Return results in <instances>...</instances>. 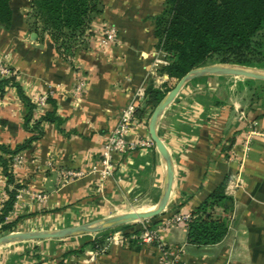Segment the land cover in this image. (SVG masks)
<instances>
[{
	"label": "crops",
	"instance_id": "0c3cea01",
	"mask_svg": "<svg viewBox=\"0 0 264 264\" xmlns=\"http://www.w3.org/2000/svg\"><path fill=\"white\" fill-rule=\"evenodd\" d=\"M28 2L10 1L13 18L8 29L0 28V60L18 72L26 95L48 94L54 104L45 109L59 121L43 122L40 138L19 151L23 163L11 171L23 192L6 218L14 222L12 232L53 230L151 210L164 179L155 146L115 156L114 174L100 189L95 175L88 173L60 184L58 171L87 172L125 105L134 99L137 109L143 107L149 81L160 90L168 86L167 75L160 72L166 57L155 48L151 22L164 0H101L102 12L90 23L82 46L66 60L47 35L39 39L27 29ZM105 25L116 28L117 39L101 47ZM78 81L83 87L76 93ZM256 85L232 76L189 81L158 121L157 133L173 169L163 213L191 214L225 177V192L233 199L231 212L223 215L228 228L219 243L187 244L184 224L160 230L164 246L180 248L178 264H264V135L254 136L248 153L241 155L250 126L264 133V97H251ZM139 90L143 95H136ZM25 111L15 90L0 94L1 145L15 148L30 136L23 125ZM148 118L137 119L131 137L149 138ZM228 144L234 149L230 158L224 148ZM2 178L0 166V190ZM31 193L46 199L33 201ZM107 234L6 243L0 245V264H162L155 244L130 243L127 237L121 244H107ZM96 238L105 250L93 255L91 241Z\"/></svg>",
	"mask_w": 264,
	"mask_h": 264
},
{
	"label": "trees",
	"instance_id": "16d2710c",
	"mask_svg": "<svg viewBox=\"0 0 264 264\" xmlns=\"http://www.w3.org/2000/svg\"><path fill=\"white\" fill-rule=\"evenodd\" d=\"M11 0H0V28L11 26L13 10ZM29 12L25 19L27 29L37 34L39 39L47 35L54 49L66 60L75 55L82 46L92 20L102 12L101 0H29ZM155 48L164 54L167 64L160 72L169 80H178L189 70L211 64H235L264 70V0H164L162 11L151 18ZM208 76L194 78L200 82ZM245 84L257 83L252 99L264 97V81L244 79ZM14 87L16 94L25 107L24 128L30 136L23 144L10 148L0 144V166L6 183L8 197L0 212V235L13 231L14 222L6 220L13 209L20 185L13 178L9 162L13 155L30 147L42 135V123L59 121L54 112L44 113L35 119V104L21 88L15 76L0 79V94L7 87ZM169 90H160L147 83L144 91L143 107L136 110V119L150 116L153 108ZM47 104H54L48 96ZM228 144L224 148L229 149ZM225 177L192 211L191 218L184 223L185 241L195 246L219 243L227 232V222L223 215L229 214L233 199L226 194ZM169 213L149 219L156 223ZM121 230L124 236L133 241L139 234L138 223H128L112 230ZM111 230V231H112ZM105 233V232H104ZM107 233V232H106ZM101 244L100 239L91 241ZM72 252H79L78 250Z\"/></svg>",
	"mask_w": 264,
	"mask_h": 264
},
{
	"label": "built area",
	"instance_id": "2783aa9c",
	"mask_svg": "<svg viewBox=\"0 0 264 264\" xmlns=\"http://www.w3.org/2000/svg\"><path fill=\"white\" fill-rule=\"evenodd\" d=\"M117 39L116 28L112 25H105L98 39V45L101 47H107L113 45ZM162 64H167V60L163 61ZM15 76L19 81L18 72L3 63L0 60V79ZM83 87V81H78L75 87V92L78 93ZM15 90L14 87H7L5 92ZM4 92V93H5ZM3 93V94H4ZM143 95L142 91H138L136 95ZM30 97L35 104V109L33 111V117L37 119L40 117L47 106L46 99L48 97L47 93H36L34 95H27ZM137 110V104L134 99L130 100L125 107L121 110L119 118L115 126L108 133L103 145L101 146L99 156L97 161L90 167V169L85 172L83 170H72V169H60L58 171V181L60 184H65L74 179L84 176L86 173L95 175L96 186L98 189L113 176L115 170V156H121L129 150H134L138 148H150L154 144L150 138L142 137L140 135H133L137 129L138 121L136 119L135 113ZM256 135H264V133L257 131L253 126L249 127V130L246 133L245 139L241 144V155L244 156L248 153L251 147L252 138ZM234 154V149L232 146L228 149L229 158ZM23 163V158L20 153L13 155L9 162V168L11 170L16 169ZM4 177V176H3ZM4 186L0 190V212L4 206L8 194L7 188H12V185L6 183V178H2ZM23 190L18 189L15 202L13 207L18 199H20ZM29 197L33 201L42 203L45 201L46 196L41 193H31ZM191 218L190 214H178L173 213L162 219L155 226L147 224V220L139 221L140 232L138 235L133 236L139 240L141 244H155L156 247L160 250L162 264H178V255L180 252L179 247L164 246L160 241L159 232L163 228L170 227L173 225L184 224ZM125 241V236L121 230H112L108 232L105 242L107 244H121ZM105 247L101 244L94 245L93 255L104 252Z\"/></svg>",
	"mask_w": 264,
	"mask_h": 264
},
{
	"label": "water",
	"instance_id": "95a60500",
	"mask_svg": "<svg viewBox=\"0 0 264 264\" xmlns=\"http://www.w3.org/2000/svg\"><path fill=\"white\" fill-rule=\"evenodd\" d=\"M34 36V34H33ZM202 76H232L254 81H264V70L235 64H211L189 70L185 75L175 81L173 86L164 94L161 100L153 108L147 122L150 140L159 153L163 167L164 179L160 197L156 205L148 211H133L115 215L106 219L95 220L80 225L64 227L53 230L21 231L0 235V245L15 241H33L44 239H64L88 233L106 231L124 224L135 223L157 217L165 211L170 193L173 169L170 155L157 133L158 121L164 109L174 100L183 86L194 78Z\"/></svg>",
	"mask_w": 264,
	"mask_h": 264
},
{
	"label": "rangeland",
	"instance_id": "374dc122",
	"mask_svg": "<svg viewBox=\"0 0 264 264\" xmlns=\"http://www.w3.org/2000/svg\"><path fill=\"white\" fill-rule=\"evenodd\" d=\"M28 12H29V10H28ZM26 17H27V15H26ZM237 78V77H236ZM235 79V78H234ZM238 79H243V78H238ZM170 82H169V84H168V86L167 87H169V89L173 86V84L175 83V81L176 80H169ZM113 229V228H112ZM112 229H109L108 230V232H110Z\"/></svg>",
	"mask_w": 264,
	"mask_h": 264
}]
</instances>
